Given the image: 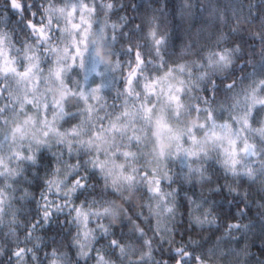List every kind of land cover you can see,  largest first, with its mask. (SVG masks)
<instances>
[{
  "label": "clouds",
  "instance_id": "1",
  "mask_svg": "<svg viewBox=\"0 0 264 264\" xmlns=\"http://www.w3.org/2000/svg\"><path fill=\"white\" fill-rule=\"evenodd\" d=\"M0 264H264V0H0Z\"/></svg>",
  "mask_w": 264,
  "mask_h": 264
}]
</instances>
